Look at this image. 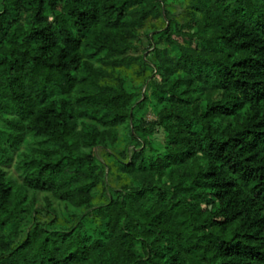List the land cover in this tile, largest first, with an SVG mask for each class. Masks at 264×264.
I'll use <instances>...</instances> for the list:
<instances>
[{"label":"trees","instance_id":"trees-1","mask_svg":"<svg viewBox=\"0 0 264 264\" xmlns=\"http://www.w3.org/2000/svg\"><path fill=\"white\" fill-rule=\"evenodd\" d=\"M0 4V264H264V0Z\"/></svg>","mask_w":264,"mask_h":264},{"label":"rangeland","instance_id":"rangeland-1","mask_svg":"<svg viewBox=\"0 0 264 264\" xmlns=\"http://www.w3.org/2000/svg\"><path fill=\"white\" fill-rule=\"evenodd\" d=\"M1 5V4H0ZM175 6V10L176 13L182 14L185 13V7L182 4H174ZM1 9V6H0ZM53 19V17H52ZM182 19L184 20L185 18L182 17ZM153 27H160V28H164L165 27V22L162 19H157V20H150L147 24V26L143 29L140 30L141 33V38L134 40V42L137 44V49L136 50H131L130 53H128V55H140V54H147L145 53V49L149 48V43L147 42L146 39V35L145 33H147V31L152 30ZM163 45H166L163 43ZM162 45V46H163ZM144 52V53H143ZM104 56L103 53H100L98 55H94V59H96L97 61H99V59H102ZM95 61V62H97ZM97 66H102V64H100L99 62L96 63ZM123 68H118L117 72ZM126 69L124 72V76L126 77V86L128 89H130L131 91L134 92H138L139 90H142V92L146 93L147 91V83L145 84L144 81V76H142L141 74L138 73L139 68H138V62H134L132 63L129 67L124 68ZM147 75V74H146ZM106 80L112 81V77H110L109 75H107L105 77ZM10 116V115H9ZM155 116L153 115V113L149 110L146 115H145V119L147 120H152L154 119ZM1 123V122H0ZM124 133V128L121 127L119 130V140H118V145L122 146L123 145V140H122V136ZM153 140L156 142V146H158L159 148H163L164 145V138H163V134H161V132L157 133L156 135H154ZM26 149V145H22L20 147V149L18 150V152L15 154V161L11 164V166L6 167V170L8 172V175L13 176L17 183H21V176H20V171L17 170L16 168V164L20 158V154L25 151ZM120 147H119V151H120ZM93 153H95V155L99 158V159H103L104 157V151L103 148L100 146H97L93 149ZM32 196L37 197L36 199V203H35V207L38 209H44V212L40 215V217H44L47 218V216L49 215L47 210L45 209H49L48 207H46V198L50 197L52 200V208L56 210V212L58 213H66L67 211V207L65 205V203H63L62 201L56 199L52 194L49 193H32ZM70 208V207H69ZM72 208V207H71ZM50 217L54 216L53 214L49 215Z\"/></svg>","mask_w":264,"mask_h":264}]
</instances>
